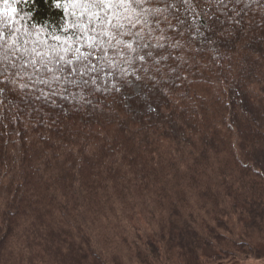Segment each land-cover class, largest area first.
I'll list each match as a JSON object with an SVG mask.
<instances>
[{
  "label": "trees",
  "instance_id": "1",
  "mask_svg": "<svg viewBox=\"0 0 264 264\" xmlns=\"http://www.w3.org/2000/svg\"><path fill=\"white\" fill-rule=\"evenodd\" d=\"M60 3L14 4L16 36L28 41L29 52L51 53L52 37L63 39L65 29L83 21V8ZM225 3L152 5L173 25L163 26L167 40L152 30L151 43H164L169 59L159 73L146 65L131 88L105 90L98 80L102 90L89 92L69 84L50 103L19 89L0 92V264H216L235 252L260 257L264 0ZM173 16L185 21L183 31H176L181 25ZM4 31L7 39L11 30ZM174 42L180 47H169ZM17 55L0 57V70L35 58Z\"/></svg>",
  "mask_w": 264,
  "mask_h": 264
},
{
  "label": "snow or ice",
  "instance_id": "2",
  "mask_svg": "<svg viewBox=\"0 0 264 264\" xmlns=\"http://www.w3.org/2000/svg\"><path fill=\"white\" fill-rule=\"evenodd\" d=\"M16 2L17 0H0V4L4 6L0 7V57L3 61H8L11 54L15 59H20L17 53L23 52L34 54L35 58L22 60L19 64L11 62L0 70V76L5 77L0 79V92L19 89L34 101L50 103L48 97L62 95L57 91L60 87L68 92L69 84L81 91L87 89L92 92L102 90L97 81L103 80L105 90L120 91L121 85L131 88L133 81H141L142 73L147 70L146 65L155 66L159 73L162 71L161 63L169 59L168 55H164V43H151L153 29L159 30V40L162 41L168 39L164 35L163 26L173 27L169 23V17L162 16L160 7H152L163 0H72L73 9L83 8L79 14L83 21L78 19L69 29H65L63 39L53 36L52 39L57 44L52 46L51 53L35 47L29 52L25 46L28 41H21L16 36L20 23L19 14L14 7ZM180 2L201 7L212 0ZM240 2L241 0H235L237 4ZM52 3L55 7H62L60 0H52ZM217 4L218 7H226L225 0H217ZM64 11L68 9L65 8ZM201 14L207 17L210 11L201 8ZM172 19L181 25L176 31H183L185 21L178 16H173ZM5 27L11 30L7 39ZM145 28L148 30L142 31ZM69 31L71 35L68 34ZM169 47L180 45L174 42ZM29 68L32 70L30 73ZM9 69L14 70L11 75ZM169 70L175 71L171 66ZM25 77L27 82L18 83L25 80ZM150 79L155 80V76ZM40 85L45 88H40ZM91 85L96 87L93 89ZM24 95H21V99ZM81 99L91 103L83 96ZM149 110H153L151 105Z\"/></svg>",
  "mask_w": 264,
  "mask_h": 264
},
{
  "label": "rangeland",
  "instance_id": "3",
  "mask_svg": "<svg viewBox=\"0 0 264 264\" xmlns=\"http://www.w3.org/2000/svg\"><path fill=\"white\" fill-rule=\"evenodd\" d=\"M260 246L258 247L259 249V258L256 257L255 255L252 254H246V253H240V252H235L237 253L234 256L228 257L223 261H220L218 263L222 264H264V237L260 239ZM237 246H234L236 248ZM215 252V249H211V247H206V253L208 254H213ZM216 263V264H218ZM214 264V263H210Z\"/></svg>",
  "mask_w": 264,
  "mask_h": 264
}]
</instances>
